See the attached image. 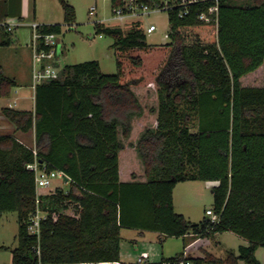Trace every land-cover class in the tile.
Segmentation results:
<instances>
[{
    "label": "trees",
    "instance_id": "trees-1",
    "mask_svg": "<svg viewBox=\"0 0 264 264\" xmlns=\"http://www.w3.org/2000/svg\"><path fill=\"white\" fill-rule=\"evenodd\" d=\"M60 2L64 24H39V33L73 29L75 8ZM211 7L218 8L214 20H201ZM181 9L166 10L169 42L163 45L147 42L141 21L131 22L127 32L95 22V34L114 39L115 74L103 73L97 60L62 65L58 78L36 86L34 111L2 108L18 130H34L36 137L29 148L14 135L0 134V214L16 212L19 222L11 264L118 263L124 228L183 237L184 248L230 231L249 241L238 256L190 259L262 264L256 251L264 247V0H198L183 17ZM0 31V46H10L13 31ZM149 57L154 65L148 68ZM17 85L0 66V97ZM141 86H156L158 95L151 110L156 128L145 130L134 146L147 181L121 182L119 134L128 138L131 118L144 112L132 90ZM35 160L69 177V190L39 193L27 168ZM186 181L219 182L212 189L217 223L208 217L193 223L175 211L174 188ZM37 209L46 214L39 239L25 224Z\"/></svg>",
    "mask_w": 264,
    "mask_h": 264
},
{
    "label": "rangeland",
    "instance_id": "rangeland-1",
    "mask_svg": "<svg viewBox=\"0 0 264 264\" xmlns=\"http://www.w3.org/2000/svg\"><path fill=\"white\" fill-rule=\"evenodd\" d=\"M71 4L76 11V21L73 29L64 25L61 34H58L61 53L59 62L62 65L78 64L86 61L97 60L100 64L101 71L106 74H115L117 72V58L115 51L112 48L114 39L108 35L95 34V22L104 21L107 25H119L111 20V2L110 0H66ZM247 0H237L238 3H243ZM4 0H0V18L10 16L11 7L5 8ZM92 6H97L95 15L90 14ZM27 22L34 20V12L40 14L51 23L62 24L64 22V9L60 0H25ZM130 22L125 23L123 29L129 31ZM135 21H141L143 27L149 24H155L157 30L147 35V42L153 45H163L169 42V16L166 10L153 11L148 15L142 16ZM26 22V21H25ZM19 33H18V32ZM14 36L12 35V43L10 46H0V65L5 67L6 74L9 77L15 76L18 71H24L27 78L32 71V51L30 47L19 45L15 39V33L21 34L23 40L30 41L32 39V29L29 26L21 25L15 28ZM0 37L1 34H0ZM23 41V42H24ZM60 47V48H61ZM147 67H152L153 62L151 57L146 62ZM261 75L259 74L258 77ZM257 77V78H258ZM16 87L13 89L15 90ZM23 88L22 91H28ZM149 90V96L145 97L143 103L146 105L147 112H152L153 108L158 106L157 87L141 86L140 92L143 97ZM17 96L13 95L11 100H15ZM6 99L0 98V105L6 103ZM33 101L24 100L21 105L29 108ZM20 106V105H17ZM147 125H152L153 120H147ZM120 139L130 148L135 145L132 140L124 139L120 131ZM134 139L137 137V132L134 133ZM130 141V142H129ZM123 155V154H122ZM120 167L123 173H128L129 170L136 173H142L144 169L140 162H136L133 158L131 162H127L124 156L120 158ZM219 184L218 181H198L193 184H180L176 191V212H184L189 216L192 222L198 223L200 220L208 217L206 211L214 210V199L212 189ZM184 185H195L193 189L186 188ZM69 183L62 177L53 178L50 187L39 188V193H53L56 188H61L65 192L69 190ZM72 213V211H67ZM19 229L18 214L16 212H7L0 214V264H11L12 250L18 246L17 234ZM123 240L121 243V264H138L137 258L143 252L150 254L149 264H158L162 256H174L184 250L183 237L175 238L168 237L161 240L159 235L152 231L140 233L135 229H123ZM247 245V242L240 236L232 232L217 233L213 237H206L202 242L192 247L190 253L193 254H211L217 258L225 259L229 253L239 255V247ZM203 248V251L200 250ZM256 257L264 264V247H259ZM112 264V263H109ZM238 264H247L243 260H239Z\"/></svg>",
    "mask_w": 264,
    "mask_h": 264
},
{
    "label": "built area",
    "instance_id": "built-area-1",
    "mask_svg": "<svg viewBox=\"0 0 264 264\" xmlns=\"http://www.w3.org/2000/svg\"><path fill=\"white\" fill-rule=\"evenodd\" d=\"M198 0H181L179 3L174 2L170 4L168 0H163L159 5L152 6L145 2L144 0H121L119 4H113L111 2V20L115 21L119 25L135 21L142 16L148 15L153 11L159 10H168L177 5L181 6L182 9L179 13L180 17L187 15L189 13V5L197 2ZM217 7H211L208 13H201L199 18L205 22H211L214 20L212 14L217 12ZM97 11V6H92L90 9V14L95 15ZM100 23H105L100 21ZM106 24V23H105ZM22 22L20 20H8L1 21L0 28H6L8 31L14 30L16 27L21 26ZM39 24L31 23L32 27V87L36 89V86L46 80L56 79L59 77L61 71V64L59 62L61 53H63L62 47L60 46V39L55 33L41 34L37 31ZM157 30L155 24H149L145 33L151 34ZM168 36V35H166ZM61 47V48H60ZM36 155V152H34ZM27 168L35 173V181L37 189L42 187H50L52 184L53 178L62 177L65 179V174L59 171L48 172L45 167H40V164L37 160L33 163L27 165ZM206 215L212 223H217L219 221V215L212 209L206 211ZM46 217V214L41 212L39 209L30 216V218L25 222L28 230L37 236L40 237V225L41 220ZM36 252L40 256V246H37ZM188 257L186 251L182 259L177 261H161L158 264H195L194 261ZM138 264H149L150 263V254L148 252L141 253L137 258ZM38 264H87L85 262H73V263H43L39 261Z\"/></svg>",
    "mask_w": 264,
    "mask_h": 264
},
{
    "label": "crops",
    "instance_id": "crops-1",
    "mask_svg": "<svg viewBox=\"0 0 264 264\" xmlns=\"http://www.w3.org/2000/svg\"><path fill=\"white\" fill-rule=\"evenodd\" d=\"M4 2H5L4 3L5 8H8V6H10L12 9V11L9 14L10 16H6L7 18L5 21L16 20V19L19 20L18 17H21L20 21L22 22V25L29 26V27H31V23H33V22L38 23V24H55V23L48 22V20H46L45 18H43L42 15L37 14L36 12H34V20L32 22H27V17L25 16L26 15L25 14L26 13L25 0H4ZM26 2H27V0H26ZM62 24H64V22ZM31 29H32V27H31ZM14 30H12V31H14ZM1 33L2 32L0 31V34ZM18 33H15V39L18 42V44L22 45L21 43H23L24 47H30L31 51H32V47H31L32 39H30V41L28 40V42L26 40L24 41L23 40L24 38L22 37V35L21 34L19 35ZM13 36H14V32H13ZM1 41H2V37H0V42ZM0 66H2V68L5 71V67L3 65H0ZM5 74H6V71H5ZM29 75L30 76H28V78H27L24 71H18L15 74V76L12 77L18 83V85L15 86L16 87L15 90L12 89L11 94L8 97H0L2 99L7 100L4 105H2V106L0 105V134H2V135H14L16 137V139L18 141H20L21 143H23L25 146H27L29 148H35V145H36L35 131L30 130L28 132H22V131L18 130L16 125L13 124L12 122H10L2 113V108H4V107H10V108H13L16 110L34 111L35 105H36V90L32 87V84H33L32 71ZM23 88H27L26 90H28V91H22ZM139 89H140V87H133L132 88V90L136 94L137 98L140 100L141 104L144 106V112L142 115H134L131 118V133H130L129 139L132 140V143L134 145L137 144L138 140L140 139L141 135L145 132V130L155 129L156 125H157V113L156 112H147L146 105L143 103L144 98L149 96V90L147 89L146 94L142 97L140 95L141 92ZM13 95L17 96L15 100H11ZM30 99L33 101V103L29 108H25V107L21 106L24 103V100L28 101ZM17 105H20V106H17ZM150 118H152L153 124L148 126L146 122ZM136 132H137V137H136V139H134L133 136H134V133H136ZM123 138L126 139L125 137H123ZM121 142L123 143L124 148L122 150H120V152H119V177H120V181L121 182H146L147 178L145 176V169H141L142 173H136L135 171H132V170H129L128 173H123L121 171V167H120L121 156H124L125 159L127 160V162H131V159L133 160V158H134L136 160V162H140L144 168V165H143L140 157L138 156V152H137L136 148L135 147H133V148L128 147L127 145L124 144V141H122V140H121ZM195 182H198V181H186V182H181V183L176 185V187L174 188V191H173V201H174L175 211H176V191H177L178 186H180V184H193ZM184 186L186 188H190V189H193L196 187L195 185H184ZM180 214H183L189 221H191L189 219V216H187V214H185L184 212H181ZM193 223H195V222H193ZM124 229H127V228H124ZM135 230L139 231L140 233H143L145 231H149V230L142 231V230H138V229H135ZM152 232H154V231H152ZM228 232H230V231H228ZM155 233H157L159 235V238L162 241L166 239L160 233H158V232H155ZM203 239H205V238H198V239L190 242L184 248L183 251L187 252V250H190L192 247H194L198 243L202 242ZM243 239L247 242V245H248L249 241L245 238H243ZM122 240H123V236H122ZM247 245H243V246H247ZM200 250L203 251V248H200ZM258 250H259V248L257 249V251ZM257 251H256V254H257ZM187 254H188V257H204L205 256V254H196L195 255L193 253H190V251L187 252ZM170 257H173V256H169V257L162 256L161 260L164 258H170ZM102 264H109V263H102ZM112 264H121V263L118 262V263H112Z\"/></svg>",
    "mask_w": 264,
    "mask_h": 264
},
{
    "label": "water",
    "instance_id": "water-1",
    "mask_svg": "<svg viewBox=\"0 0 264 264\" xmlns=\"http://www.w3.org/2000/svg\"><path fill=\"white\" fill-rule=\"evenodd\" d=\"M65 181L68 182L69 181V177L65 176Z\"/></svg>",
    "mask_w": 264,
    "mask_h": 264
}]
</instances>
